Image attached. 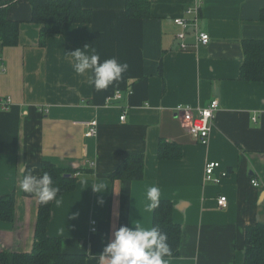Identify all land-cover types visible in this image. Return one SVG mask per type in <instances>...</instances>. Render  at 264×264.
Listing matches in <instances>:
<instances>
[{"label":"crops","instance_id":"obj_1","mask_svg":"<svg viewBox=\"0 0 264 264\" xmlns=\"http://www.w3.org/2000/svg\"><path fill=\"white\" fill-rule=\"evenodd\" d=\"M148 1L149 18L128 19L126 0H82L93 21L64 25L45 47L28 0L9 8L20 33L18 46L0 55V104L11 100L7 109L0 106V196H15V221L0 222V252L32 251L39 199L23 192L20 181L27 171L41 176L46 161L79 170L75 191L53 201L48 233L63 239L65 253L85 255L86 264H100L121 226L153 227L154 207L145 199L151 186L160 188L159 200L173 203L182 227L180 254L166 258L168 264H245L246 229L264 225V83L241 81L240 70L244 42L264 39V0H204L200 29L211 43L196 48L189 26L186 52L174 19L188 17L184 11L195 0ZM85 47H95L101 62L127 63L128 70L96 91L87 72L73 71L68 55ZM118 90L124 98L107 106ZM213 100L221 107L210 143L202 146L174 109H200ZM94 120L98 134L86 138L83 124ZM162 139L180 144L183 157L159 160ZM132 154L145 155L143 179H114ZM210 161L221 163L217 174L230 173L221 184L205 181ZM221 196L227 209L217 205Z\"/></svg>","mask_w":264,"mask_h":264},{"label":"trees","instance_id":"obj_2","mask_svg":"<svg viewBox=\"0 0 264 264\" xmlns=\"http://www.w3.org/2000/svg\"><path fill=\"white\" fill-rule=\"evenodd\" d=\"M18 0H0V55L7 48L19 44L20 23L9 19L8 11ZM32 8L31 23L38 24L40 46L45 47L47 38L59 35L66 24H90L93 13L83 7L82 0H28ZM126 17L128 19H146L151 15L148 0H126ZM264 22V9L260 13ZM244 62L240 70V80L251 83H264V39H249L243 44ZM183 157L180 144L161 140L158 158L161 161L179 160ZM146 159L143 154L128 156L112 175L114 179L135 181L145 175ZM49 174L53 187L59 189L57 197L75 191L79 180V170L63 169L51 162L42 164L41 176ZM230 173L227 172V177ZM226 177V178H227ZM56 197V198H57ZM54 201V200H53ZM53 201L48 204L39 202V210L30 253L0 252V264H86L83 254L64 252L63 239L52 237L48 233L52 215ZM173 203L159 200L153 211V226L167 234L170 255L177 258L180 254L182 227L173 219ZM15 221V196H0V222ZM245 264H264V225L256 224L246 229Z\"/></svg>","mask_w":264,"mask_h":264},{"label":"clouds","instance_id":"obj_3","mask_svg":"<svg viewBox=\"0 0 264 264\" xmlns=\"http://www.w3.org/2000/svg\"><path fill=\"white\" fill-rule=\"evenodd\" d=\"M85 49H90L86 51ZM72 62V69L77 75L90 76V84L96 91L107 89L115 81L121 79L128 70L127 63H120L116 58L103 60L95 47L68 52ZM21 190L38 197L41 204H48L57 197L58 188L53 187L52 177L45 173L43 176L27 171L20 181ZM95 191L101 192L96 186ZM161 190L159 187H148L145 199L147 207H156ZM60 203L59 200H56ZM133 227L121 226L114 233V239L108 243L99 256L100 264H168L167 256L170 247L167 234L158 227H145L133 221Z\"/></svg>","mask_w":264,"mask_h":264},{"label":"built area","instance_id":"obj_4","mask_svg":"<svg viewBox=\"0 0 264 264\" xmlns=\"http://www.w3.org/2000/svg\"><path fill=\"white\" fill-rule=\"evenodd\" d=\"M204 4V0H195V3L186 8L184 11L185 16L174 19L175 25L180 28V32L177 34L178 40L181 42V50L186 52L191 49V46L186 43V30L189 26L193 28L196 42L194 46L196 48L200 46H208L211 43V38L208 33L201 32L200 19L201 11ZM189 18V19H188ZM124 98V94L121 90L116 91L114 94L106 99V105L112 106L115 102H119ZM11 100H3L0 106L5 110L9 107ZM219 100H213L207 107L195 109L192 106L178 105L174 109L175 116L179 118L183 128L193 137V139L202 146H207L211 140V134L214 126V121L217 113L220 110ZM127 113L124 112L120 117L121 122H126ZM254 121L256 119L254 118ZM87 128L85 133L86 138H94L98 134V122L96 120L86 122L83 124ZM222 165L219 162L210 161L205 166V181L213 184H221L223 179L227 177V172H217L221 169ZM254 187H260V183L257 180L252 181ZM228 198L221 196L217 199V205L220 209L228 208ZM92 232H96V222L91 223Z\"/></svg>","mask_w":264,"mask_h":264}]
</instances>
